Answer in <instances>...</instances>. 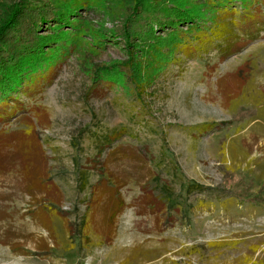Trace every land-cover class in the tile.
<instances>
[{"label":"rangeland","instance_id":"rangeland-1","mask_svg":"<svg viewBox=\"0 0 264 264\" xmlns=\"http://www.w3.org/2000/svg\"><path fill=\"white\" fill-rule=\"evenodd\" d=\"M29 2L42 5L0 0V24ZM135 2L87 0L62 60L0 108V264H264V23L232 54L194 47L166 71L133 61L151 83L137 97L121 71L144 49L125 39ZM100 169L126 208L112 242Z\"/></svg>","mask_w":264,"mask_h":264},{"label":"trees","instance_id":"trees-1","mask_svg":"<svg viewBox=\"0 0 264 264\" xmlns=\"http://www.w3.org/2000/svg\"><path fill=\"white\" fill-rule=\"evenodd\" d=\"M34 1L42 5L29 2L21 7L16 3L11 8V13L0 24V108H10L14 95L24 93L28 95L30 90L41 84V80L47 77L49 68L55 67L56 63L62 60L64 46L61 40L63 37H69V33L63 31V26L70 25L76 34V28L72 23L75 20L70 22V16L77 15L83 8H88L87 0ZM202 1L197 0L193 3L191 0H136L131 20L128 21L134 37L126 30L125 39L129 42V48L139 50L135 39L140 36L144 49L140 58L129 60L124 64L127 66L121 68V71L126 73L124 91L127 94L140 97L141 92H145V87L151 84L149 79H146L148 73L144 74V80L137 82L128 66L133 61L139 68H142L141 65L146 67L145 64H149L152 67L150 71L159 67L166 71L177 61L176 56L189 53L194 47H205L207 51L212 49L220 53L227 50L226 54H232L242 49L245 46L244 42L253 41L254 35L248 34L253 25L264 23V12L260 9L253 11L252 5L249 8L247 5L252 3L250 0H204V4H201ZM238 2L240 3L238 8L241 10L234 9V4ZM192 4L196 6L193 8ZM203 9L207 12L206 15ZM135 17H140L139 21L132 20ZM235 19L239 21L235 22ZM50 22H55L51 35L38 36L37 32L41 25ZM159 28L162 29L161 32ZM139 32H146V35L144 33L141 37ZM156 33L158 34L155 36ZM13 44L15 46H12ZM46 46L50 48L44 51ZM223 47H226V50H223ZM165 51L169 53L167 56L158 53ZM168 56L169 60L168 58L157 60ZM130 57L133 58L131 55ZM98 70L96 72L99 75ZM101 81L112 87L115 80L102 76ZM200 129L207 132L211 128L204 126ZM116 140H104L100 151L106 152ZM99 176L97 194L108 196L104 207V236L112 242L118 218L126 208L121 194L118 191L115 193L107 184L102 169ZM47 228L50 230L49 226Z\"/></svg>","mask_w":264,"mask_h":264}]
</instances>
